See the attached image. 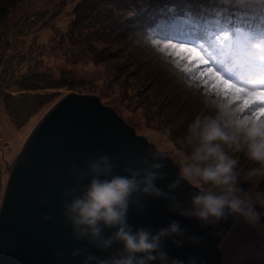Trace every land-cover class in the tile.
I'll return each instance as SVG.
<instances>
[{
    "label": "rangeland",
    "instance_id": "rangeland-1",
    "mask_svg": "<svg viewBox=\"0 0 264 264\" xmlns=\"http://www.w3.org/2000/svg\"><path fill=\"white\" fill-rule=\"evenodd\" d=\"M135 1L137 4L133 0H0L2 163L11 165L41 118L59 100L73 93L98 97L138 136L179 167L178 153L188 125L208 110L206 102L214 98L205 94L209 89L200 91L199 84L185 76L183 69L187 64L177 66L172 62L165 53V42L203 49L211 57L208 68L190 61L193 67H201V77L214 79L210 73L220 68L242 84L253 87L261 84L259 66H250L234 47L224 45V57L220 56L223 42H215L218 34L215 29L171 33L167 26L180 22L167 19L162 28L169 32H162L160 40L150 42L146 34L142 38L144 18L137 12L147 4L146 0ZM244 1L233 4L242 5ZM149 2L156 5L153 0ZM187 3L190 6L179 4L173 14L180 15L185 7L200 9L198 0ZM147 13L146 10L144 16ZM133 22L135 25L131 26ZM260 24H264V19ZM231 26L236 28L228 22V32L238 34ZM251 28L254 24L248 22L242 30L252 32ZM260 32L264 35V30ZM244 36L240 35L241 39ZM150 43L162 53L160 56L153 54L155 50L150 52L147 47ZM158 58L165 61L169 72L160 66ZM222 60L228 62L222 64ZM23 133L26 135L19 145L17 137ZM236 157L239 163H246L242 153ZM238 170L242 189L256 187L264 191V178L248 183L243 181L247 167L242 169L238 165ZM5 171L2 164L3 182L7 179ZM256 210L262 215L255 224L235 214L233 225L218 244L222 264H264V209L257 206Z\"/></svg>",
    "mask_w": 264,
    "mask_h": 264
},
{
    "label": "water",
    "instance_id": "water-1",
    "mask_svg": "<svg viewBox=\"0 0 264 264\" xmlns=\"http://www.w3.org/2000/svg\"><path fill=\"white\" fill-rule=\"evenodd\" d=\"M148 148L155 149L99 98L72 93L59 100L38 122L11 165L2 163L0 156V264H83L88 253L101 258L115 254L120 245L102 251L73 238L71 227L61 215L65 202L61 193L90 179L78 181L69 174L70 167L84 168L90 157L107 154L115 158V171L123 175L125 167H143ZM164 157L166 178L156 185L167 191L178 167ZM2 164L6 168L5 182ZM197 191L182 182L170 195L189 208L191 196ZM142 201V209H129L128 220L134 229L148 227L155 234L176 221L184 230L183 237L173 235L163 241L170 259L183 264H222L218 244L233 225L235 214L226 212L225 218L205 224L170 210L169 199L144 196ZM44 213L53 216L55 222L41 220ZM110 231L106 229L105 234ZM193 238L199 243H192ZM77 248L82 255L71 257ZM58 252L63 253V259H57Z\"/></svg>",
    "mask_w": 264,
    "mask_h": 264
},
{
    "label": "clouds",
    "instance_id": "clouds-1",
    "mask_svg": "<svg viewBox=\"0 0 264 264\" xmlns=\"http://www.w3.org/2000/svg\"><path fill=\"white\" fill-rule=\"evenodd\" d=\"M206 104L208 110L188 125L178 153V173L167 185V191L156 185V181L166 178L165 157L153 148L146 149L143 167H125L123 175L115 171V158L107 154L90 157L84 168L70 167L69 174L78 181L90 177L87 184H78L61 193L65 198L61 215L71 227L73 238L87 241L102 251L121 246L115 254L105 258L88 253L83 264H153L155 261L183 264V261L170 259L163 248L166 238L184 236L178 222L172 221L155 234L148 227L134 229L129 223L130 207L142 209L144 196L169 199L170 210L205 224L225 218L226 212L242 216L251 224L260 219L262 213L256 208L264 209V191L256 187L245 191L239 186L241 173L235 154L242 153L256 165L245 172L243 181L252 183L255 178H264V121L241 115L240 110L226 100L214 99ZM182 182L199 190L191 196L189 208H184L170 195ZM41 220L55 222L48 213H44ZM106 229L113 231L106 235ZM191 242L199 243V240L193 238ZM173 243L180 245L181 241ZM81 255L82 250L78 248L71 252V257ZM56 256L63 259L62 252Z\"/></svg>",
    "mask_w": 264,
    "mask_h": 264
},
{
    "label": "snow or ice",
    "instance_id": "snow-or-ice-1",
    "mask_svg": "<svg viewBox=\"0 0 264 264\" xmlns=\"http://www.w3.org/2000/svg\"><path fill=\"white\" fill-rule=\"evenodd\" d=\"M214 39L218 44L223 42L219 49L221 57H224V45H229L234 47L250 66H259L262 81L258 87L242 84L234 77L226 75L220 68L215 69V73H219V75L210 73L214 79H208L207 76L201 77V67H193L190 61L208 68L211 65V57L195 45H185L173 41L165 42L163 47L174 64L177 66L188 65L183 69L185 76L198 83L200 91L209 89L210 91L205 93L207 96L229 101L232 107L240 110L241 115H249L253 119L264 121V35L249 34L241 39L240 34L222 31ZM227 62V60H222V64ZM238 84L240 87H237Z\"/></svg>",
    "mask_w": 264,
    "mask_h": 264
},
{
    "label": "trees",
    "instance_id": "trees-1",
    "mask_svg": "<svg viewBox=\"0 0 264 264\" xmlns=\"http://www.w3.org/2000/svg\"><path fill=\"white\" fill-rule=\"evenodd\" d=\"M149 1L150 0L145 1L147 5L144 8L139 9L137 15H141V17L144 18L141 36L143 38L144 34H146L150 42L160 40L161 33L165 31V33L176 31L182 34H189L199 30L211 32V30L215 29L217 33L222 31L228 32V29L226 28L228 22L233 23L238 29L234 30V33H242V35L257 34V32L264 30V24H260L264 19V0H252L248 3H246L245 0L242 5L239 4L238 6L234 5L238 3V0H214L215 2H213V0H198V8L201 10L185 7L178 16L173 14L175 8H177L179 4L190 6V3H187L189 0H153L156 5H152V2ZM202 1L206 4L199 5ZM133 4H137V1L134 2L133 0ZM221 5L222 7L218 9ZM146 10L148 13L144 16ZM167 19H170L169 22L178 20L180 24H175L171 27L167 26L169 29V31H167V28H162L164 26V21ZM220 21H222V26H218ZM134 22L130 25L134 26ZM248 22L254 24V28H251L253 33L249 30H242L243 26H245L246 23L248 24ZM150 23H152V25ZM230 28L232 29L233 27L231 26ZM218 29H220V31H218ZM147 47L150 48V52L155 50L153 43L147 44ZM153 54L160 56L162 53L157 51ZM158 59L161 61L160 66L165 69L164 71L169 72L170 70L168 69V66L165 65V61L160 58ZM179 76L180 75H176L177 78ZM31 113L32 112L28 115ZM118 116L122 119L119 114ZM255 166L256 165L249 160H246V163H239V167L242 169H245V167L250 169Z\"/></svg>",
    "mask_w": 264,
    "mask_h": 264
},
{
    "label": "bare ground",
    "instance_id": "bare-ground-1",
    "mask_svg": "<svg viewBox=\"0 0 264 264\" xmlns=\"http://www.w3.org/2000/svg\"><path fill=\"white\" fill-rule=\"evenodd\" d=\"M25 133H23V134H19V136L17 137V141H19V145L21 144V141L24 139V137H25ZM2 157H3V155H2Z\"/></svg>",
    "mask_w": 264,
    "mask_h": 264
}]
</instances>
